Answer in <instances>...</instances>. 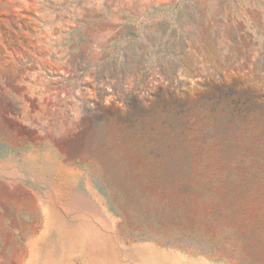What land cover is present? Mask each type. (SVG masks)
<instances>
[{
  "label": "rangeland",
  "instance_id": "obj_1",
  "mask_svg": "<svg viewBox=\"0 0 264 264\" xmlns=\"http://www.w3.org/2000/svg\"><path fill=\"white\" fill-rule=\"evenodd\" d=\"M56 243L264 264V0H0V264Z\"/></svg>",
  "mask_w": 264,
  "mask_h": 264
},
{
  "label": "crops",
  "instance_id": "obj_2",
  "mask_svg": "<svg viewBox=\"0 0 264 264\" xmlns=\"http://www.w3.org/2000/svg\"><path fill=\"white\" fill-rule=\"evenodd\" d=\"M45 238L46 237L43 236V237H41V240H45ZM56 244H59L61 247H58V249H57L58 254L55 257H50L47 254H42L43 247H41L38 244H33L32 246L30 245V247H32V250H33L31 260L33 259V261L38 262L37 264H41V263H39L40 261L41 262L47 261V262L42 263V264H48V261H55L52 259H57V260L61 261L69 253L68 251H70V249L69 248L66 249L65 247H63L62 245H64V244H60V243H56Z\"/></svg>",
  "mask_w": 264,
  "mask_h": 264
}]
</instances>
